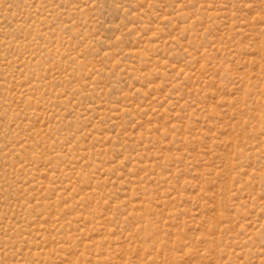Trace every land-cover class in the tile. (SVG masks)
<instances>
[{
  "label": "rangeland",
  "instance_id": "obj_1",
  "mask_svg": "<svg viewBox=\"0 0 264 264\" xmlns=\"http://www.w3.org/2000/svg\"><path fill=\"white\" fill-rule=\"evenodd\" d=\"M0 264H264V0H0Z\"/></svg>",
  "mask_w": 264,
  "mask_h": 264
}]
</instances>
